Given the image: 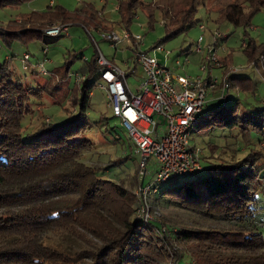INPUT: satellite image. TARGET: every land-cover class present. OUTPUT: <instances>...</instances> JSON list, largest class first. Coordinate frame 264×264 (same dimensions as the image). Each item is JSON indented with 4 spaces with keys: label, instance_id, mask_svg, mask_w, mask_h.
Segmentation results:
<instances>
[{
    "label": "trees",
    "instance_id": "16d2710c",
    "mask_svg": "<svg viewBox=\"0 0 264 264\" xmlns=\"http://www.w3.org/2000/svg\"><path fill=\"white\" fill-rule=\"evenodd\" d=\"M30 1L0 0V9L19 8ZM118 4L121 23L128 31L138 10L147 14L151 27L160 12L166 34L152 49L201 22L196 21L199 0H167L164 5L118 0ZM218 5L207 9L209 16L214 14L218 24L229 21L236 26L250 25L264 10V0H222ZM100 15L91 4L84 3L74 12L51 5L44 12L33 11L2 26L0 37L11 47L14 42L44 40L48 37L44 30L58 24L113 30V24L107 27ZM260 49L253 40L245 47L257 66L264 57ZM191 52L190 48L181 53L189 56ZM96 57L97 53L91 60H84L82 53L74 57L84 60L79 72L87 80L73 87L74 59L52 72L50 81L40 88L22 83L10 70L11 58L0 65V264H264V236L257 220L264 210L258 205V194L264 190V138L260 149L251 150L241 161L221 160L203 166L202 171L174 175L156 184V200H178L183 208L215 221L207 226L178 222L176 230H163L162 223L136 214L139 202L113 180L111 172L83 160L93 146L86 133L91 128L90 97L99 79ZM229 57L222 67L230 89L254 92L253 78L229 73ZM134 73L135 68L126 72L127 77ZM54 78L57 82L51 84ZM45 95L60 106L69 101L75 111L62 108L69 118L59 125L43 114L32 132L24 126L25 118L36 112L29 105ZM238 110V100L207 108L191 130L200 134L216 126L237 128L249 148L254 135L264 137V106H253L242 116ZM190 175L194 178H187Z\"/></svg>",
    "mask_w": 264,
    "mask_h": 264
},
{
    "label": "rangeland",
    "instance_id": "374dc122",
    "mask_svg": "<svg viewBox=\"0 0 264 264\" xmlns=\"http://www.w3.org/2000/svg\"><path fill=\"white\" fill-rule=\"evenodd\" d=\"M51 1L54 2L55 6L64 7L71 12L81 10L84 7V3L91 4L100 12V18L107 20V27L109 24H113V30L115 31L122 32L126 30L121 23V15L117 9L119 7L118 0H110L107 3L104 0H32L24 3L19 8L6 7L0 9V28L33 11L44 12L50 6ZM166 1L144 0L147 4L157 2L159 5H164ZM172 1L175 3H185L189 0ZM217 1L199 0L200 8L196 15V21H201L200 24L195 25L187 33L180 34L177 38L163 44L165 50L169 52L168 54L152 49L166 34L160 12H156L155 21L153 27H151L147 14L141 9L138 10L137 16L130 26V32L134 36L139 35L143 38L138 48L141 52H148L162 64H166L174 69L177 74L192 78L199 76L208 77L210 71H212L214 77L221 78L223 76L226 71L225 67L213 68L212 70L207 69L206 72L201 70L203 61L208 55V48L214 46V36L220 33L223 38L215 48L217 57L225 61L230 56L228 59L229 70H238L239 72H232L235 76H250L253 78L255 90L254 92L252 90H243L242 88L231 90L229 98L226 101L215 100L212 103H208L204 110L207 108H217L238 100V113L242 116L253 106H264L262 102L264 100V57L258 62L257 66L256 61H252L251 57L245 52V47L251 40L255 41L256 46L261 48V51H264V10L256 14L248 26H236L229 21L218 24L216 23V16L214 14L209 16V11H207L208 8H219L218 3L222 0ZM202 24L207 27L205 32L200 29ZM68 25L71 24L68 23ZM108 31L110 30L97 29L92 25L88 28H85L83 25H72L70 26L69 34H62L57 38L46 37L44 40L28 44L14 42L11 47L0 37V65L5 63L7 58H11L12 67L10 70L15 71L16 76L21 79L22 83L29 87L40 88L45 87L50 81L52 72H55L58 68H63L76 55L82 53L84 60H91L99 49L109 61L121 70L128 72L129 69L135 68V73L127 78L129 86L136 93L143 80L144 72L141 65L135 61L134 48H131L127 43L122 44L119 48H115L111 42L103 38V34ZM201 36L205 38L202 43V47L205 50L203 54H199L196 51ZM225 38H227L226 41ZM190 48L192 52L189 56L181 53ZM45 50L48 51L47 55L45 54ZM25 54L31 56L28 70L24 69L23 58ZM46 59L48 62L45 64V69L48 74L44 76L39 72V65ZM84 60L74 59L71 75L79 72L84 67ZM177 60L184 63L182 68L177 67L175 63ZM0 76H2L1 70ZM56 82L57 79L54 78L51 84H55ZM71 82L73 87L75 83L73 77ZM210 95L208 96V100L213 97ZM215 96L217 98V95ZM41 107L44 108L43 111H41ZM29 108L36 109V112L25 118L24 126L29 127V130L32 132L41 124L43 114L45 119H52L54 124L59 125L69 118L68 113L64 112L62 108L75 111L69 101L60 106L54 104L52 99L47 95L41 101L38 100L37 104L29 105ZM87 114L91 128L88 129L86 136L93 142V146L85 154L83 160L88 165L111 172L108 174L112 175L113 180L130 193H133L135 202L139 201L138 169L142 156L137 152L121 120L114 117L112 110L108 106L106 92L98 86L92 91L90 108L87 110ZM262 138H264L262 135H254L253 144L248 148L241 137L238 136L237 128L230 129L224 126H216L209 133L203 132L199 134L193 129L190 137V146L201 150L202 165L208 167L220 163L221 160L241 161L245 159L251 150L260 149L259 141ZM212 146L215 147L214 152L211 149ZM153 172L154 170L152 169V173L148 174L146 182L155 178V173ZM187 178L192 179L194 175H190ZM262 184L264 186V179H262ZM148 198H150L148 204L152 220L162 223L163 230L173 228L176 230L178 222L189 224L198 222L200 225L205 226L215 222L214 219L209 217L204 219L201 215L183 208L177 204L178 200L170 199L167 202H161L156 200L155 194L149 195ZM258 205L264 209V190L258 194ZM136 214H138V207H136ZM257 220L264 236V210L260 211ZM167 235H169V232ZM94 242L99 244L96 240ZM177 249L179 251L184 250L182 246H177Z\"/></svg>",
    "mask_w": 264,
    "mask_h": 264
},
{
    "label": "built area",
    "instance_id": "2783aa9c",
    "mask_svg": "<svg viewBox=\"0 0 264 264\" xmlns=\"http://www.w3.org/2000/svg\"><path fill=\"white\" fill-rule=\"evenodd\" d=\"M119 8V7H118ZM117 8V9H118ZM68 24H58L44 30L48 37H58L69 34ZM202 31L207 27L202 24ZM103 38L112 43L115 48L129 44L135 51V61L140 64L144 77L137 92L129 86L127 74L109 61L98 49L96 62L99 79L97 86L106 92L108 106L114 117L121 120L127 130L130 140L142 156L139 164L138 178V216L153 221L149 211V195L157 192L155 185L169 181L174 175H184L203 170L201 150L190 146L192 126L208 103L220 99L226 101L231 89L228 74L221 78L214 77L210 71L208 77L181 76L156 57L138 48L143 38L134 36L130 31L118 32L110 30ZM215 42L222 38L220 33L214 36ZM205 38H199L196 51L204 53L202 43ZM215 46L208 48V55L203 61L201 70L222 68V63L216 54ZM157 52H167L163 46L156 47ZM48 51L45 50L47 55ZM31 56L25 54L24 69L28 70ZM46 59L39 65V72L48 74L45 69ZM178 66L180 61L176 62ZM239 72L230 69L229 73ZM76 84L87 80L80 72L72 75ZM212 97L208 100V96ZM217 95V98L216 96ZM219 95V96H218ZM155 173V178L146 182L148 174ZM153 216V215H152Z\"/></svg>",
    "mask_w": 264,
    "mask_h": 264
},
{
    "label": "crops",
    "instance_id": "0c3cea01",
    "mask_svg": "<svg viewBox=\"0 0 264 264\" xmlns=\"http://www.w3.org/2000/svg\"><path fill=\"white\" fill-rule=\"evenodd\" d=\"M51 5H55L53 1H51L50 6H51Z\"/></svg>",
    "mask_w": 264,
    "mask_h": 264
}]
</instances>
